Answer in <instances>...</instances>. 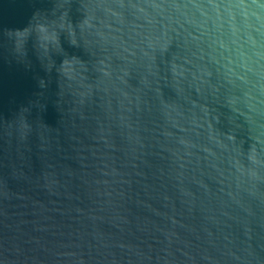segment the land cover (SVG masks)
Segmentation results:
<instances>
[{
  "label": "water",
  "instance_id": "95a60500",
  "mask_svg": "<svg viewBox=\"0 0 264 264\" xmlns=\"http://www.w3.org/2000/svg\"><path fill=\"white\" fill-rule=\"evenodd\" d=\"M0 264H264V0H0Z\"/></svg>",
  "mask_w": 264,
  "mask_h": 264
}]
</instances>
